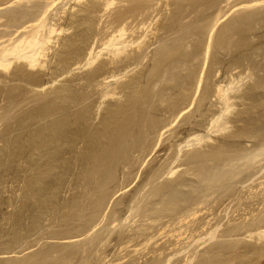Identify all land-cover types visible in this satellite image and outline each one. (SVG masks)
<instances>
[{"label": "rangeland", "instance_id": "374dc122", "mask_svg": "<svg viewBox=\"0 0 264 264\" xmlns=\"http://www.w3.org/2000/svg\"><path fill=\"white\" fill-rule=\"evenodd\" d=\"M42 15L0 66V264H264V0H0V33Z\"/></svg>", "mask_w": 264, "mask_h": 264}, {"label": "bare ground", "instance_id": "6f19581e", "mask_svg": "<svg viewBox=\"0 0 264 264\" xmlns=\"http://www.w3.org/2000/svg\"><path fill=\"white\" fill-rule=\"evenodd\" d=\"M18 10L19 11L21 10V13L19 12L18 14H23V8L22 7H19ZM22 18L24 20L27 19V17H25V16H23ZM31 20L33 22H37V21L39 22L41 20V23H39L38 26L37 25H34L35 28L34 29H31V30H16L12 34L11 33L8 34L6 32H1L0 33V66H6V67L9 66L12 63L11 62V56L12 55H14L19 60H24L26 62L29 61V63H30L29 65L32 66V65H35L34 62L38 61V57L40 56V54H43V48H44V45L46 43V40L50 38L49 34L55 31V25L54 24L52 25V24L48 23L49 20H47V18H45L44 15H42L40 17L37 16L36 18L31 19ZM42 20H43V23L44 24L42 23ZM45 21L47 22V24H45ZM28 22H30V21L28 20ZM215 23H217V22H215ZM7 36H8V38H7ZM6 41H7V43H6ZM124 42L125 41H123L121 43H124ZM119 43L120 42H118V43L113 42V43H111V45H114L115 46V45H117ZM118 49H120V48H118ZM250 66L252 67V69L253 68H260V70H262V72H263V74L260 77L259 85H258L257 88L259 89V93L264 98V59L261 58L260 61H255V60H253V58H251ZM252 72H254V70ZM252 74H251V76H252ZM248 77H249V75H248ZM251 82H253V81H251ZM248 86H250V85H248ZM254 88H256L255 87V84L254 83H251V86L248 88V91H249V89L254 90ZM238 89H240V88H238ZM224 90H225V88H222L220 86V89H219L220 98H222L221 100L224 99L225 102H227L226 103L227 104L226 105L227 107L225 109V111H226V110H229V107H230V104H229L230 95L228 94V92L226 93ZM259 93H257V96H258ZM259 97H260V95H259ZM252 99H250V100H252ZM261 101H263V100H261ZM253 104L255 105L256 103H253ZM251 106H253V105H251ZM257 106H258V103H257ZM252 108H254V107H252ZM260 124H261L260 127H261V129H262V131L264 133V116H263L262 122ZM82 136H83V139L86 140V135H82ZM56 142H57V140L55 141V144H56ZM67 143H68V145L73 146V144L75 143V139H73V137L70 136L67 139ZM56 146L58 147L57 144H56ZM62 153H63V150L60 152V154L62 155ZM259 155H261V156L263 155L264 156V150H261L260 153L257 156L259 157ZM170 172L173 173L174 171L171 170Z\"/></svg>", "mask_w": 264, "mask_h": 264}]
</instances>
